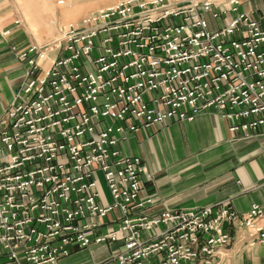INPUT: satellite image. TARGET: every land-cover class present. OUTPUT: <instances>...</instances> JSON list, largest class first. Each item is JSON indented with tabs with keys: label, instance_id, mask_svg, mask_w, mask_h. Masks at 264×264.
<instances>
[{
	"label": "built area",
	"instance_id": "obj_1",
	"mask_svg": "<svg viewBox=\"0 0 264 264\" xmlns=\"http://www.w3.org/2000/svg\"><path fill=\"white\" fill-rule=\"evenodd\" d=\"M244 1L123 0L19 53L24 81L0 116V264H64L92 243L119 248L91 264H221L234 243L264 253V202L149 217L146 167L119 147L128 132L212 110L231 131L264 132V23ZM228 13L209 30L206 14Z\"/></svg>",
	"mask_w": 264,
	"mask_h": 264
},
{
	"label": "crops",
	"instance_id": "obj_2",
	"mask_svg": "<svg viewBox=\"0 0 264 264\" xmlns=\"http://www.w3.org/2000/svg\"><path fill=\"white\" fill-rule=\"evenodd\" d=\"M58 1L0 0V116L24 81L27 62L19 56L21 51L53 42L62 25L123 0ZM254 9L264 23V0H247L240 5L242 11ZM232 16L228 13L215 19L205 15L210 31L227 24ZM58 53L57 45L49 47L47 58L39 60L40 64L47 67ZM230 126V120L212 110L192 121L126 133L119 143L121 152L140 157L147 170L142 191L153 199L143 210L147 216L167 209L219 204L244 213L253 203L264 202V132L247 136L241 130L231 131ZM105 245L109 253L103 259L119 248L117 242ZM239 248L236 243L225 248L221 264H264L259 246ZM103 259L88 260V264ZM64 264H70L69 259Z\"/></svg>",
	"mask_w": 264,
	"mask_h": 264
},
{
	"label": "rangeland",
	"instance_id": "obj_3",
	"mask_svg": "<svg viewBox=\"0 0 264 264\" xmlns=\"http://www.w3.org/2000/svg\"><path fill=\"white\" fill-rule=\"evenodd\" d=\"M90 14V13H89ZM86 16V15H85ZM52 42H49L47 44H51ZM101 176V182L102 186L100 188V192L102 194L103 200L105 203L110 202L111 203V194L109 191V188L103 179L102 174ZM105 244H91L88 247V250H79L76 252H73L71 256L69 257V263L70 264H88V260H101L104 256L108 255L109 251L106 249Z\"/></svg>",
	"mask_w": 264,
	"mask_h": 264
}]
</instances>
